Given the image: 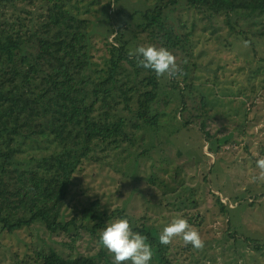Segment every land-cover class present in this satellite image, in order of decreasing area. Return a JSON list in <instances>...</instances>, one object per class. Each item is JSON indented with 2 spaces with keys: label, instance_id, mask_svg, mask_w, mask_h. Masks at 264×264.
Returning <instances> with one entry per match:
<instances>
[{
  "label": "trees",
  "instance_id": "1",
  "mask_svg": "<svg viewBox=\"0 0 264 264\" xmlns=\"http://www.w3.org/2000/svg\"><path fill=\"white\" fill-rule=\"evenodd\" d=\"M87 1L0 0V235L17 234L38 224L54 235L80 229L83 224L78 225L77 217L66 223L63 220L76 174L87 164H104L113 158L118 166L123 156L132 160L129 149L144 146L137 138L140 133L159 132L163 112L158 111V103L163 93L167 97L171 93L164 90L163 77L157 79L153 71L138 67L135 56L130 58L129 53H134L141 39H145V44L165 47L175 56L178 51L188 56L197 24L194 22L189 28L187 21L176 20L177 11L185 7L193 13V19L209 23L224 16L228 32L236 33L255 54L256 36L264 35V27L255 26L247 32L241 28L249 19L263 22L259 20H264V0H152L154 8L131 14L120 7L115 17L121 22L115 25L109 11L120 0H91L89 7L102 5L104 18L95 27L107 38L114 37L113 43L106 42L110 56L106 66L93 72L91 25L95 22L82 17L77 9ZM10 9L17 12L13 20L6 18ZM181 16L185 18L184 14ZM136 18L142 22L133 28L127 19ZM182 59L185 61V56ZM254 62L264 60L258 58ZM180 68L186 88L194 91L193 85L188 84L189 64ZM170 85L173 92H182L181 108L186 112L185 88L182 90L177 83L167 86ZM240 91L238 95L249 101L251 97ZM214 95L222 98L223 92ZM212 102L202 97L203 107ZM166 104L169 106L170 100ZM173 120L174 116L168 122L171 126L188 129ZM201 133L210 136L204 125ZM220 141L217 140L218 148ZM31 144L34 148L37 144L49 147L40 154H25ZM149 150L143 149L133 161L146 157ZM216 204L224 214L230 211L220 197H216ZM124 212L116 209L111 215L103 214L96 203L84 210L81 220L102 222L93 228L95 236L104 220L126 218L134 232L148 238L153 251L157 246L160 264H171L167 247L158 244L154 235L159 228L140 225ZM192 216L188 223L200 228L205 216ZM181 251L186 256L191 252L186 246ZM97 257H63L51 251L18 264H113L105 252ZM189 258L178 264H186Z\"/></svg>",
  "mask_w": 264,
  "mask_h": 264
},
{
  "label": "rangeland",
  "instance_id": "2",
  "mask_svg": "<svg viewBox=\"0 0 264 264\" xmlns=\"http://www.w3.org/2000/svg\"><path fill=\"white\" fill-rule=\"evenodd\" d=\"M108 1L104 0V3ZM87 2L79 4L77 9L82 17L95 22L91 25V61L95 72L106 66L110 58L106 42L113 43L114 37L107 38L95 27L104 19L102 5L89 7L91 0ZM154 4L152 0H120L115 6L113 3L109 11L113 15L111 23L120 24L121 19L115 17L120 7L131 14L135 10L154 8ZM16 13L13 9L6 11V18L13 20ZM192 14L184 7L174 16L176 20L187 21L189 28L192 23L197 24L189 55L181 51L176 55L180 67L189 64L188 84L193 85L194 91L186 88L183 75L163 77V88L171 94L167 97L163 93L158 103V111L163 112L159 132L140 133L137 138L144 146L129 149L132 160L127 161L123 156L118 166L113 158L104 164L91 163L76 174L63 209V220L66 223L77 217L78 225L82 223L83 226L56 235L39 224L17 234L3 233L0 235L2 264H18L51 251L63 257L73 255L97 259L101 252H105L113 260L98 241L100 232L109 222L120 219L119 216L104 220L95 236L93 228L102 222L84 223L81 220L84 210L96 203L103 214L124 210L136 223L158 227L159 230L154 232L158 244L162 229L173 219L185 217L188 220L194 214L204 215V222L196 229L205 246L196 250L187 245L191 252L186 264H264V183H254L251 179L258 174L257 159L264 157V63L254 62L258 58L264 60V35L262 38L256 36L258 50L255 54L236 33L228 32L224 16L209 23L196 21ZM127 20L133 28L142 22L139 18ZM259 21L263 22L255 23L249 19L241 28L246 32L255 26L261 29L264 20ZM100 28L103 30V25ZM144 42L145 39H141L138 45H152ZM170 82L177 83L182 90L185 88L186 112L181 108V91L173 92L172 85L167 86ZM191 91L193 95L189 96ZM239 91L250 96L249 101L243 95L239 96ZM221 92L224 100L214 95ZM203 96L207 102L213 101L208 107L202 106ZM173 116V122L182 123L188 129L171 126L168 122ZM203 125L209 137L201 133ZM230 134L234 136L229 144L218 148L217 140ZM151 142L154 148L150 146ZM28 147L25 154L34 155L45 152L49 144ZM145 148L150 149L148 155L134 162ZM23 157L28 159L31 156ZM112 162L114 164H110ZM216 197H220L223 205L229 208L227 214L216 204ZM184 246L182 238H175L165 246L169 263L178 264L187 258L181 251ZM154 253L151 263L160 264L157 246Z\"/></svg>",
  "mask_w": 264,
  "mask_h": 264
},
{
  "label": "clouds",
  "instance_id": "3",
  "mask_svg": "<svg viewBox=\"0 0 264 264\" xmlns=\"http://www.w3.org/2000/svg\"><path fill=\"white\" fill-rule=\"evenodd\" d=\"M133 56L138 67L153 71L157 79L183 75L176 56L165 47L139 46L134 53H129L130 58ZM256 169L258 174L252 176V182L264 183V157L257 159ZM175 238H182L185 246L191 245L196 250H202L205 246L199 231L184 218H175L164 227L159 235V243L167 246ZM98 243L113 256V264H150L154 256L148 238L134 232L126 218L109 222L100 232Z\"/></svg>",
  "mask_w": 264,
  "mask_h": 264
},
{
  "label": "water",
  "instance_id": "4",
  "mask_svg": "<svg viewBox=\"0 0 264 264\" xmlns=\"http://www.w3.org/2000/svg\"><path fill=\"white\" fill-rule=\"evenodd\" d=\"M233 136H234L233 134H230L229 136L222 138L221 139V145H224L227 142L231 141L233 139Z\"/></svg>",
  "mask_w": 264,
  "mask_h": 264
}]
</instances>
